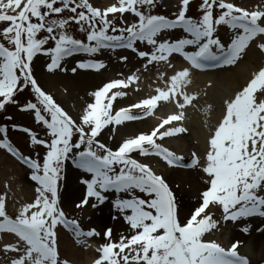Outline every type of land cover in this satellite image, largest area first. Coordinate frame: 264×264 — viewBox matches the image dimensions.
<instances>
[{
	"label": "snow or ice",
	"instance_id": "obj_1",
	"mask_svg": "<svg viewBox=\"0 0 264 264\" xmlns=\"http://www.w3.org/2000/svg\"><path fill=\"white\" fill-rule=\"evenodd\" d=\"M156 2L117 0L100 8L91 0H0V24L7 25L0 30V36L10 45L0 42V98H3L0 110L15 103V95L30 86L38 103L29 102L26 110L35 111L37 122L44 124L51 137L49 143L38 139L29 129H23L31 136L33 145L42 144L48 149L41 164L39 160L21 155L8 141L7 129L0 128V133L4 134L0 148L27 164L32 169L31 180L38 185L35 200L23 205L14 219L6 213L5 198L0 196V233L18 237L16 244H6L2 249L6 255L17 254L10 258L9 264H61L57 250L58 225L71 227L77 238L100 235L95 229L83 231L60 207L59 182L64 162L70 155L76 167L91 174V179L82 180L86 193L76 208L85 207L91 198L103 204L106 199L103 193L110 190L131 196L114 201L115 209L129 226L130 235H121L116 242L112 239V228H107L104 232L107 242L98 249L101 255L95 264H249L238 252L239 241L226 249L215 241H205L204 236L218 226L212 207L222 209L223 221L264 217V68L255 73L234 98L224 101V114L209 139L203 164L196 153L192 154L190 164H182V156L157 143L187 131L184 127L166 126L182 121L184 109L197 98L184 91L190 83L189 68L172 75L165 89H156V95L119 111L114 110V103L127 92L113 90L128 89L140 77L133 74L105 84L92 93L94 103L88 105L80 123L42 90L33 75L32 62L37 54L51 57L47 70L52 72L74 53L93 55L109 48L138 52L141 59H146L145 70L149 65L162 62L171 66L169 58L174 53L181 55L190 68L203 70L236 63L251 41L264 36V8L250 11L229 0H202V18L194 20L187 17L191 0H182L176 18L168 19L152 14ZM216 8L220 9L218 16L214 14ZM65 11L74 15L63 18ZM125 13H131L138 20L128 24L123 21ZM116 14H120L123 27L116 26ZM71 22L86 32L87 42L68 33ZM219 25L235 30L227 46L216 36ZM177 27L182 28L188 38L157 39L164 31ZM41 33L46 35L41 37ZM50 41L54 42V47H46ZM137 41L147 42L152 51H138ZM189 46L194 50H186ZM259 47L264 51V43ZM77 67L99 70L104 64L79 62ZM162 101H175L180 111L163 119L150 134L126 139L116 151L97 139L109 125L119 126L152 116ZM133 109H143L144 113L135 115ZM42 112L47 113L50 120ZM77 136L78 139H74ZM133 152L161 157L170 167L202 168L209 186L201 194L202 202L186 221L181 222L175 195L164 177L147 164L132 159ZM116 166H120L118 171ZM134 190L148 198L133 195Z\"/></svg>",
	"mask_w": 264,
	"mask_h": 264
},
{
	"label": "rangeland",
	"instance_id": "obj_2",
	"mask_svg": "<svg viewBox=\"0 0 264 264\" xmlns=\"http://www.w3.org/2000/svg\"><path fill=\"white\" fill-rule=\"evenodd\" d=\"M173 1L174 0H166L164 4L172 8V6H170L169 4H171L170 2H173ZM156 3L158 7H155L154 8L155 10H151L152 14L163 15L169 18L174 16V13H171V14L167 13L168 10L165 9L166 7L163 8L161 6L163 4L162 2H159V0H157ZM194 5H197V4L195 3ZM62 15H63V18H67L74 14L66 11ZM193 15H194L193 17L194 20H199L202 18V15L200 14L199 10ZM116 17H117L115 20L116 26L123 27L124 25L121 24L120 22L121 18H119V15H116ZM6 26H7L6 24H0V30H2ZM80 27L81 26L77 25L75 22H71L67 27V31L74 38L81 39L87 42L86 36L82 33V31H80ZM40 35L42 37L46 34L41 33ZM216 36L222 41V43H224L227 46L231 42V39L233 38L234 33L229 32L224 27L220 26L216 28ZM183 38H188V37H187V34L184 33L182 29V30H173L172 32H163L160 34V36L157 39L159 41H165V40L176 41L178 39H183ZM46 47H50V44L46 45ZM135 47L138 49V51H149V52L152 51V46L148 45L147 42L142 43V42L137 41ZM122 49H119L116 52H107L101 49L100 51L96 53L98 54L95 56L97 60H99L100 62L104 64V67L99 69V70H102L101 71L102 75H100L101 81L107 80V77L112 76L113 74H116L118 75L119 78H121L122 76H126L127 74H130L133 71L132 70L133 68L137 66L139 67V65L136 64V62L134 61L135 55L133 54H135L136 52L133 53L131 49H123V50ZM186 50H194V49H192L189 46V48H187ZM124 56L127 57V60H121V57H124ZM83 60H87V55H85L83 52L74 53L70 59L62 60L60 68L52 72H49L47 68L46 69L44 68L46 64H49L51 62L50 56L42 57L40 56V54H38L34 57L33 62H32L33 75L35 79L38 81L39 86L42 88L43 91L51 95L53 99L55 100V102L59 106H61L64 109V111L67 112L77 123L81 122V118L87 108L85 107L83 109L84 111L83 112L81 109L73 105L72 100H70L69 94L66 93V91H64L60 85H58V87L55 90H51L45 87L40 81L39 76L41 77L44 75L50 76V77H55V76L66 77L67 76V77L73 78L77 76L80 71L78 70V67L76 64H78L79 62H82ZM142 66L144 67V65ZM73 68H77L76 72L72 71ZM112 78L113 77L109 79H112ZM126 92H127L126 96L119 98V100H117L114 103L115 111L116 109L119 108V105L121 104L123 100H125V104H127L131 102V100H129L130 96L132 95L134 97L137 94L136 92L132 90H127ZM34 94L35 93L32 91L31 87L29 86L28 88H25L24 91L18 93L17 98L25 97V99L27 100H33V101H36L34 103H38L36 100V96ZM2 99L3 98H0V100ZM18 101H20V99H17L14 104L13 103L11 104V106L8 105L7 110L2 111L0 113V119L4 123H6V121H4L5 117H9L8 118L9 122H7V124H4V126L6 125L8 129L12 125H15V126L19 125L22 127H26L25 129H29L31 133H34L37 136L38 139L45 140V141L47 140V142H49V140L51 141V137L48 135V132L45 131L43 127L39 126L35 121H33L32 119L33 117L31 113H28V112H26L25 114L19 113V111L17 110V107L19 105V103H17ZM91 103L92 102H90L89 104ZM38 107H42V106L38 104ZM129 122L130 121H126L119 126L109 125L107 128H105L101 132L100 136L97 137V139L99 140V142L104 143L108 148H111L113 151L118 150L119 146L126 139L131 138L130 135H127L126 133L123 132V125L128 124ZM7 132H8V138L12 140V143L18 148V150L24 153L25 157H30L33 160L43 161V158L46 155L47 150L42 149L39 146V144L33 145L31 142V136L29 135L28 132H26L25 134V131L23 130L17 133H15L14 131V133L12 134L13 137L10 136V130H7ZM185 133L186 132H183L175 136V137L178 136V138L182 137L184 139L188 138L189 148H187V151H186L187 154H183V155H187V157L190 158V157H193L192 156L193 153H196L197 156H200L199 154L200 152L197 148L198 146L197 141L191 139L189 135H186ZM133 137H136V135ZM74 139H78V136L74 137ZM168 141H169L168 138H165L164 140H158L157 143H159L161 146L166 147V149H169L170 147H168ZM0 153L3 154L1 151ZM133 157L143 164H148L149 166L153 168L155 173L160 174L164 177L166 175V174L164 175V173L169 172L171 170V168L169 169L166 168L164 165H168V164L161 157H158L156 155L155 156L154 155L142 156L140 155L139 152H134ZM116 167L118 171L120 166H116ZM22 168L23 167H21L20 165H17L16 163H14V161L10 163L7 169L2 168L0 165V196H3L5 198L6 210L10 211V213L9 212H6V213L10 217H13V218H15L18 215L20 208L23 206L22 203H18L17 201L13 200L14 196L12 194L15 190L14 189L15 187L21 189L23 188V186L25 187L31 186L34 192L33 194L34 197L37 196L36 188L33 187L35 184L33 182L29 183L28 178H25L28 175V173H25V171L23 172ZM17 173L20 174V177L17 176ZM200 174L202 175L203 181L205 180L206 182L208 177L203 172L202 168H201ZM61 176L62 178L60 180V186H61L60 207L64 210L67 218L69 220L77 221L80 225V228L82 229L84 228L88 231L95 229L98 233H100V235L93 236L92 238L88 237L86 239V237H80L79 239H77V243L74 248H76L82 254L90 255L91 253L88 249L89 245L87 244V242L91 240L95 244L106 243L107 241L104 237V232L107 228H112L111 225L108 224V220L106 219L103 220L102 216H104L105 214H108V216L113 215V214H116L117 216L118 215L122 216L115 209L114 201L117 199H128V198H131V196L128 193H117V192L103 193V195L106 196V199L103 204H99L95 200V198H91L88 205H86L85 207L81 209H78L76 208V204L79 203L83 199L86 193V185L82 183V180L91 179V174L86 173L82 169L76 167L70 155L69 159L64 162V170ZM69 177H71V181L69 180ZM165 179L166 181H168L167 183L170 185L169 186L170 189L174 192L176 201L179 206V218L181 222H184L186 221L187 216L190 214V212L193 209H195L197 206H199L202 201L199 198L198 203L190 207L188 210L184 207H181V200H182L180 196L181 190H182L181 184L178 182L173 183L169 181L167 177H165ZM69 184L70 186L68 187ZM72 185H74L73 188L75 187L76 189V196L74 199H68V201L67 200L65 201L64 199L65 197L69 196V191ZM202 192H203V189L199 192V197H201ZM133 195L140 196V198L145 197V194L139 192L138 190H134ZM29 201H31V199ZM33 201L34 200H32V202ZM92 204H97V206L94 208L92 207ZM211 212L214 213V219L218 221V226L215 229V231H211L205 234L204 236L205 241H215L227 249V248H230V246L233 243L237 242V239L243 236L241 238L242 240L239 241L238 252L241 256L246 257L247 259H250V255H248L245 251H243V249H245V247L247 246V242L252 241L254 237L262 235L264 231V217L253 216V217H248V218H242L241 220L236 221V222H231V221L222 220L221 218L222 209L221 208L212 207ZM245 228L248 229L247 232L243 230ZM59 231L60 230L56 228L57 240H59L60 242L59 235H61L62 232L60 234ZM70 231L72 234H74V231L72 228ZM113 235L114 234L112 233V239L116 242H119L121 235H123V232L118 233V235L116 236L117 240L114 239ZM1 238L2 237H0V239ZM66 238L69 239L68 237ZM58 249L60 250V247L58 248L57 246V250ZM93 251H95V253L97 254V250H93ZM1 252H3L2 247H0V253ZM4 259H6V256L4 257ZM59 260H60V257H59ZM62 260H60L61 264L64 262V260L63 261Z\"/></svg>",
	"mask_w": 264,
	"mask_h": 264
},
{
	"label": "bare ground",
	"instance_id": "obj_3",
	"mask_svg": "<svg viewBox=\"0 0 264 264\" xmlns=\"http://www.w3.org/2000/svg\"><path fill=\"white\" fill-rule=\"evenodd\" d=\"M178 1L179 0H175L170 3L175 5L174 2ZM91 2L94 6L100 8H105L116 3L114 0H91ZM163 2L165 3L166 0H163ZM229 2H233L237 6L250 11L256 10L258 7L264 8V0H229ZM180 3H182V0H180ZM172 4L169 5L172 6ZM127 19L130 18L128 17ZM260 39V37H257L249 43L248 51L243 59L244 61L239 62L234 68H229L230 70L227 68L228 72L226 70L223 72L218 70L206 73H194L187 61H182L172 56L169 58L172 63V68L166 69L168 64L162 62L159 64L158 68H153L151 71H145V68L142 65H145L146 61L144 62L134 58V61L139 67L137 66L133 68V71L125 77L133 74L140 77L136 83L131 85L133 91L137 94L132 101L127 104H125V100H123L119 105V109L128 108L130 105L139 103L143 99L156 95V89H165L172 75L184 68H189L190 83L185 86L184 91L190 95H195L197 98L193 101L194 105H190L186 109L187 112L189 111L190 113L188 124L189 132H187V134L191 139L197 141V148L200 152V161L201 164H203V162L206 161V153L209 150L208 139L214 133L215 128L218 126V123L224 114V101L234 98L235 94L241 91L253 78V75L260 69L264 68V51H262V56L255 51L258 50L259 53H261L260 49L257 47V44L262 41ZM153 66L154 65H149L148 67ZM39 78L42 84L51 90H55L58 85H60L62 89L69 94L73 105L82 111L85 107H88L90 102L94 103V96L92 93L110 82V80H105V82L101 81L100 74L97 75L91 72H82L73 78L67 76L50 77L45 75L42 77L39 76ZM179 99L182 101V98ZM134 110L135 109L132 111ZM179 111L180 109L177 108L175 101L165 102L162 105V108L160 109V106H158L153 115L148 119L124 124L123 132L130 135L131 138H135L133 136H138L141 133L150 134L156 125L161 123L163 119L167 118L165 117L166 115L177 114ZM168 147L180 155L185 156L183 154H187L186 151L187 148H189L188 138L184 139L181 137L170 139L168 141ZM12 162L13 160L11 158L0 153V165L2 168L7 169ZM22 171L27 172L25 169H22ZM200 173L201 170L197 168L190 171L171 169L169 172L164 173L169 181L181 184V207H184L187 210L198 203L200 198L199 192L207 187V183L205 180L203 181ZM17 176L20 177V174L17 173ZM69 180L71 181V177H69ZM69 186L70 184L68 187ZM73 186L74 185L70 188L69 196L65 197V201L75 198L76 189L75 187L73 188ZM14 189L15 190L12 194L14 196L13 200L18 203L25 205L31 203L29 201L30 199L35 200L36 198L33 195L34 192L31 186H23L21 189L15 187ZM8 212L10 213V211ZM113 217L117 218L113 219ZM102 218L103 220H108V224L111 225L115 240H117L116 236L119 232H123V235L130 234L129 226L124 221L123 216H117L116 214L108 216V214H105ZM1 237L0 246L16 244L18 241V237L10 234H4L1 235ZM241 238L237 239V241H241ZM71 242L73 241L68 240L65 234H62V236L60 235V242L59 240L57 241V244L60 245L61 255L64 259L72 261V264H91L94 261L96 257L94 251H92L90 255L82 254L74 248ZM89 248L90 250H92V248L97 250L98 246L89 243ZM243 251L250 255L249 264H264V231L262 235L254 237L252 241L247 242V246ZM14 255L16 256L17 254L8 253L6 255L4 252H1L0 264H9L10 258L14 257ZM5 256L6 259H4Z\"/></svg>",
	"mask_w": 264,
	"mask_h": 264
}]
</instances>
